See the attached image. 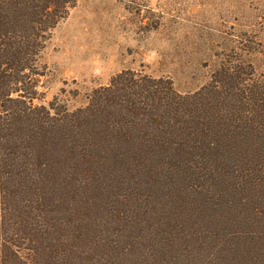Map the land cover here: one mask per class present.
<instances>
[{"label":"trees","instance_id":"obj_1","mask_svg":"<svg viewBox=\"0 0 264 264\" xmlns=\"http://www.w3.org/2000/svg\"><path fill=\"white\" fill-rule=\"evenodd\" d=\"M77 2L0 0V264H264V81L229 64L184 94L127 69L37 103Z\"/></svg>","mask_w":264,"mask_h":264},{"label":"rangeland","instance_id":"obj_2","mask_svg":"<svg viewBox=\"0 0 264 264\" xmlns=\"http://www.w3.org/2000/svg\"><path fill=\"white\" fill-rule=\"evenodd\" d=\"M39 63L35 102L58 97L70 108L127 69L170 79L184 94L229 64L264 81V0H78Z\"/></svg>","mask_w":264,"mask_h":264}]
</instances>
